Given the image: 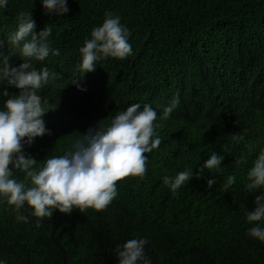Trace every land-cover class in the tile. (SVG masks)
<instances>
[{"label": "trees", "instance_id": "trees-1", "mask_svg": "<svg viewBox=\"0 0 264 264\" xmlns=\"http://www.w3.org/2000/svg\"><path fill=\"white\" fill-rule=\"evenodd\" d=\"M69 12L46 15L39 0H9L0 10V41L10 64L23 62L7 43L22 12H31L36 33L51 27L48 43L60 49L45 61L55 79L38 91L50 134L25 146L44 163L72 149L91 127L108 126L128 106L151 104L161 139L148 156L143 180L116 182L117 197L103 211L73 210L36 218L0 199V259L6 264H63L50 240L63 246L66 264H118L117 245L148 240L152 264H264V243L250 238L246 213L256 193L247 194V172L264 150V0H67ZM121 17L130 30L132 55L79 70V49L105 13ZM79 80L86 91L72 84ZM7 87L10 93L19 90ZM178 96L168 120L164 108ZM2 103V101H0ZM232 134L243 137L233 142ZM250 146H252L250 148ZM224 156L218 169L205 170L173 193L164 176L197 169L213 153ZM240 157L246 163L236 164ZM229 176L235 183L225 191ZM30 187L17 169L12 177ZM215 178L212 188L206 181ZM23 217V219H21Z\"/></svg>", "mask_w": 264, "mask_h": 264}, {"label": "clouds", "instance_id": "clouds-1", "mask_svg": "<svg viewBox=\"0 0 264 264\" xmlns=\"http://www.w3.org/2000/svg\"><path fill=\"white\" fill-rule=\"evenodd\" d=\"M9 0H0V10ZM46 15L63 16L69 12L67 0H39ZM36 25L31 12H22L18 17V27L8 37L7 43L18 49L23 62L18 66L10 64V57L0 50V199L15 210L25 207L36 218H50L54 212L65 215L73 210L80 213L88 209L103 212L117 197L116 182L128 177L143 180L147 172V153H151L161 144L154 123L158 119L157 110L151 104H132L126 110L115 115L108 126L91 127L76 140L72 149L59 157L48 159L36 170L37 160L24 152L25 146H31L35 138L50 134L43 116L45 110L38 91L55 74L47 67L37 70L32 61H45L49 55H60V49H53L48 43L51 27L34 31ZM130 30L121 23V17L111 12L105 13V19L93 28L90 38L79 49L81 54L79 70L84 74L93 72L97 62L113 58L125 60L132 55L129 43ZM0 41V49L3 48ZM72 84L86 91L79 80ZM18 89V94L10 93L7 87ZM176 96L164 108L160 119L168 120L179 106ZM233 142L243 139L232 134ZM252 146H250L251 148ZM224 156L213 153L193 173L192 168L177 173L174 177L164 176L163 184L173 193L195 177H200L206 169H218ZM245 157L236 160V164L246 163ZM12 169L20 170L30 180V187L17 182L12 177ZM249 183L244 188L247 194L256 193L254 208L246 213L247 222L252 225L246 234L264 243V150L247 172ZM216 183L215 178L206 181L210 189ZM235 183V177L229 176L223 185L227 191ZM23 219V217H21ZM148 240L131 238L117 245L118 264H152V258L146 251ZM0 264L6 261L0 259Z\"/></svg>", "mask_w": 264, "mask_h": 264}, {"label": "water", "instance_id": "water-1", "mask_svg": "<svg viewBox=\"0 0 264 264\" xmlns=\"http://www.w3.org/2000/svg\"><path fill=\"white\" fill-rule=\"evenodd\" d=\"M50 240L51 242L55 245V247L57 248V250L60 252L62 258H63V264H66L67 262V257H66V253L64 251V248L62 245H60L55 239H54V232L50 235Z\"/></svg>", "mask_w": 264, "mask_h": 264}]
</instances>
